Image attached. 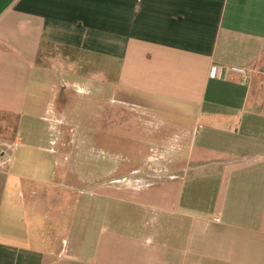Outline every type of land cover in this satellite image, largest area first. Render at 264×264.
I'll list each match as a JSON object with an SVG mask.
<instances>
[{"label":"crops","instance_id":"crops-1","mask_svg":"<svg viewBox=\"0 0 264 264\" xmlns=\"http://www.w3.org/2000/svg\"><path fill=\"white\" fill-rule=\"evenodd\" d=\"M93 70L110 78L116 126L124 106L156 103L199 124L195 165L166 183L163 244L102 231L73 255L60 238L73 189L50 132ZM71 263L264 264V0H0V264Z\"/></svg>","mask_w":264,"mask_h":264},{"label":"rangeland","instance_id":"rangeland-1","mask_svg":"<svg viewBox=\"0 0 264 264\" xmlns=\"http://www.w3.org/2000/svg\"><path fill=\"white\" fill-rule=\"evenodd\" d=\"M90 77L70 96L58 131L50 132L61 184L73 189L61 216L60 238L69 240L73 255L87 253L102 231L163 244L174 203L167 184L183 182L181 169L195 165L190 142L199 124L190 109L156 103L155 115L124 106L116 126L108 115L117 107L110 78L94 70ZM63 78L60 74L59 87ZM98 90L101 94L94 95ZM67 220L74 224L69 233Z\"/></svg>","mask_w":264,"mask_h":264},{"label":"built area","instance_id":"built-area-1","mask_svg":"<svg viewBox=\"0 0 264 264\" xmlns=\"http://www.w3.org/2000/svg\"><path fill=\"white\" fill-rule=\"evenodd\" d=\"M231 73L240 75L244 78H249L253 74V71L252 70L250 71L247 69H228V70L226 69L220 72V71H217L216 69H213L211 76L212 78H221V80H227ZM215 221L218 222L219 220L216 219Z\"/></svg>","mask_w":264,"mask_h":264}]
</instances>
